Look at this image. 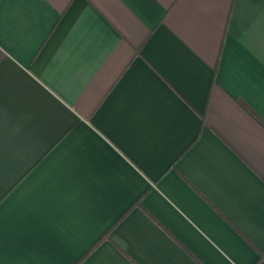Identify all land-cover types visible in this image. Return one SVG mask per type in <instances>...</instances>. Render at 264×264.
<instances>
[{
	"label": "crops",
	"instance_id": "obj_1",
	"mask_svg": "<svg viewBox=\"0 0 264 264\" xmlns=\"http://www.w3.org/2000/svg\"><path fill=\"white\" fill-rule=\"evenodd\" d=\"M0 264H264V0H0Z\"/></svg>",
	"mask_w": 264,
	"mask_h": 264
}]
</instances>
